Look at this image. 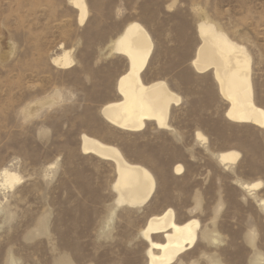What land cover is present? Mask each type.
<instances>
[{"label":"rangeland","instance_id":"rangeland-1","mask_svg":"<svg viewBox=\"0 0 264 264\" xmlns=\"http://www.w3.org/2000/svg\"><path fill=\"white\" fill-rule=\"evenodd\" d=\"M86 3L80 23L69 0H0V168L22 176L0 192V264H55L65 256L72 264H146L138 232L166 207L180 221L196 217L215 238H200L173 264H252L255 255L264 264L257 201L264 198V130L229 121L212 73L190 64L196 25L208 17L248 48L254 97L264 108V0ZM133 20L154 41L145 81L165 79L181 96L169 113L172 129L148 123L123 131L100 115L117 98L116 79L126 69V59L108 54L107 45ZM63 50L73 59L68 68L51 61ZM83 133L118 146L155 174L146 205L114 210L113 165L81 151ZM230 149L239 158L226 167L215 154ZM177 164L181 174L174 173ZM237 181L261 185L250 194Z\"/></svg>","mask_w":264,"mask_h":264},{"label":"bare ground","instance_id":"bare-ground-1","mask_svg":"<svg viewBox=\"0 0 264 264\" xmlns=\"http://www.w3.org/2000/svg\"><path fill=\"white\" fill-rule=\"evenodd\" d=\"M69 2L77 10L78 21L83 23L88 15L86 0ZM196 28L199 42L190 60L194 71L212 73L219 95L227 102L224 115L229 121L264 130V108L257 104L254 97L252 56L248 48L208 17L199 19ZM107 47L108 54L126 59V69L116 79L117 98L104 103L99 109L103 120L112 128L129 132L142 131L148 123H153L159 129H172L169 113L172 106L179 104L181 96L165 79L145 81L144 72L154 50V41L147 28L139 21H129ZM51 61L59 68H68L73 59L69 50H63L51 57ZM35 105L25 110L27 116L32 114L31 109ZM196 138L206 141L200 131L196 132ZM80 149L84 154L112 163L115 172L111 183L114 210L120 206L139 209L149 202L156 191L157 182L155 174L148 167L128 160L118 146L86 133L81 134ZM215 157L221 164L231 167L239 158V152L233 149L220 151ZM173 170L181 174L184 169L177 164ZM21 180L22 176L16 170L8 166L0 168V192L12 189ZM260 185L259 181H237V186L250 194ZM257 201L264 212V198ZM218 209L219 206L216 207ZM138 236L146 243V264H173L200 238L215 240L212 231L203 229L196 217L180 221L172 207L149 215ZM9 262L13 263L12 258ZM261 262L255 255L252 264ZM55 264L72 262L65 256Z\"/></svg>","mask_w":264,"mask_h":264}]
</instances>
